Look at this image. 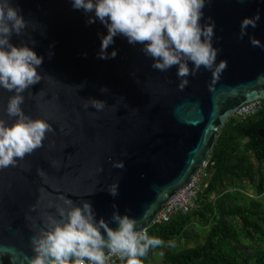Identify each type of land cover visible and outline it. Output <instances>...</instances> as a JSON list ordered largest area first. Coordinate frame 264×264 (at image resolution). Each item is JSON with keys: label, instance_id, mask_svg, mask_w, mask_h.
Masks as SVG:
<instances>
[{"label": "water", "instance_id": "water-1", "mask_svg": "<svg viewBox=\"0 0 264 264\" xmlns=\"http://www.w3.org/2000/svg\"><path fill=\"white\" fill-rule=\"evenodd\" d=\"M13 2L30 24L25 35H13L11 42L29 43L31 36L34 51L44 57L39 69L44 79L24 93L21 107L55 131L47 133L41 148L17 158L16 167L0 170V264H29L32 237L49 214L57 215L65 198L76 205L91 201L96 219L113 229L118 226L111 221L114 210L123 216L128 209L137 230L150 227L170 198L208 163L220 132L238 109L264 99V83H257L264 73V50L249 41L255 36L264 43V0H212L205 6L201 23L209 16L215 20L213 46L221 49L216 62L226 60L227 68L212 84V73L201 66L187 77L183 90L178 66L166 72L153 69L142 45H129L122 36L108 49L118 55L99 59V34L106 35L107 29L98 20L87 24L88 17L74 10L70 0ZM258 10L257 27L249 26L248 35L239 39L241 21ZM101 88L108 91L101 93ZM13 94L0 89V118L9 124L14 118L5 109ZM91 98L105 101L106 107L86 109ZM259 133L264 137V128ZM120 160L124 168H114ZM116 180L119 190L113 197L107 188Z\"/></svg>", "mask_w": 264, "mask_h": 264}, {"label": "clouds", "instance_id": "clouds-1", "mask_svg": "<svg viewBox=\"0 0 264 264\" xmlns=\"http://www.w3.org/2000/svg\"><path fill=\"white\" fill-rule=\"evenodd\" d=\"M211 2L70 0L74 10H81L88 17L87 24L98 20L107 29L106 35L99 34V59H114L118 50L113 48L108 52V49L114 45V38L122 36L129 45H142L141 51L153 60V69L166 72L172 66H178L176 74L180 79V90L189 84L187 77L195 76L201 66L212 73V84L227 68L226 60L216 62L221 49L213 46L215 20L209 16L201 23L203 9ZM260 20L259 10L254 16L244 18L240 23L239 39L243 40L249 26L255 29ZM29 24L13 0H0V89L14 93L5 109L9 119L14 118L13 122L9 124L8 120L0 118V170L16 167L19 160L43 146L47 133L55 131L47 120L33 119L21 107L25 101L24 93L44 79L39 71L44 57L34 51L36 42L32 37L29 36V43L14 45L11 42L13 35H25ZM249 41L253 47L264 50V43L255 36H249ZM48 55L51 57L53 52L49 51ZM84 55L86 57L87 53ZM257 83H264V73L258 74ZM75 87L81 89L84 85ZM209 87L211 89V85ZM107 91V88L100 89L101 93ZM90 106L102 111L106 102L91 98L86 101L85 108ZM124 166L122 160L113 163L117 169ZM98 171L102 172V167ZM118 190L119 180L107 188L113 197L118 195ZM113 207L115 209V205ZM130 211L126 210L122 216L114 210L111 221L118 226L113 229L103 218L96 219L91 201L84 200L81 205H76L65 198L64 206L56 208L57 215L49 214L39 235L32 237L34 255L29 264H107L112 256H118L126 264H141L149 250L160 246L162 241L150 237L146 231L137 230L138 221L127 214Z\"/></svg>", "mask_w": 264, "mask_h": 264}, {"label": "trees", "instance_id": "trees-1", "mask_svg": "<svg viewBox=\"0 0 264 264\" xmlns=\"http://www.w3.org/2000/svg\"><path fill=\"white\" fill-rule=\"evenodd\" d=\"M262 128L264 108L244 121L234 116L225 124L208 161V186L201 190L198 206L148 229L162 243L141 264H264V202L246 192L253 188L256 196L264 194ZM252 154L261 164L257 170Z\"/></svg>", "mask_w": 264, "mask_h": 264}, {"label": "built area", "instance_id": "built-area-1", "mask_svg": "<svg viewBox=\"0 0 264 264\" xmlns=\"http://www.w3.org/2000/svg\"><path fill=\"white\" fill-rule=\"evenodd\" d=\"M264 99H259L242 105L235 114L239 121L257 115L264 108ZM208 163L202 168L201 172L194 177L183 189L176 193L161 209L158 215L152 221L150 227L167 223L179 214L186 215L192 212L198 206V199L203 187L208 186L209 174L207 172ZM150 227L142 231H148ZM107 255V253H106ZM121 259L118 256H112L108 259L107 264H116Z\"/></svg>", "mask_w": 264, "mask_h": 264}, {"label": "rangeland", "instance_id": "rangeland-1", "mask_svg": "<svg viewBox=\"0 0 264 264\" xmlns=\"http://www.w3.org/2000/svg\"><path fill=\"white\" fill-rule=\"evenodd\" d=\"M251 162L254 165L255 170H257V169H259L261 167V164L258 162V160H256V158L253 156V154L251 156ZM259 177H260V175L257 174V178H259ZM244 185L246 187H250L251 183L246 180V181H244ZM229 190L233 191L234 189L231 187ZM246 192L249 195V197L257 198V199H260L262 202H264V194L261 195V196H256L253 188H249V189L247 188ZM188 232L192 234V233H194V230L190 227L188 229ZM204 239H205V237H203L200 242H203ZM190 244L191 245H195V242L191 241ZM159 254L160 253H158V256L160 257L161 254L160 255Z\"/></svg>", "mask_w": 264, "mask_h": 264}]
</instances>
